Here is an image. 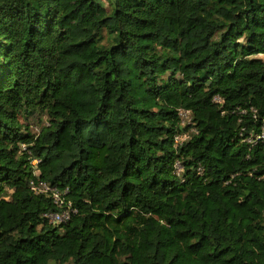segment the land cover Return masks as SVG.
Here are the masks:
<instances>
[{
  "label": "trees",
  "instance_id": "1",
  "mask_svg": "<svg viewBox=\"0 0 264 264\" xmlns=\"http://www.w3.org/2000/svg\"><path fill=\"white\" fill-rule=\"evenodd\" d=\"M263 120L264 0H0V264H264Z\"/></svg>",
  "mask_w": 264,
  "mask_h": 264
},
{
  "label": "built area",
  "instance_id": "2",
  "mask_svg": "<svg viewBox=\"0 0 264 264\" xmlns=\"http://www.w3.org/2000/svg\"><path fill=\"white\" fill-rule=\"evenodd\" d=\"M216 103H221V99L216 97L214 99ZM178 116L181 122L182 128H188L192 125V113L186 109H179ZM196 133V131H195ZM190 138V133H180L174 138V143L177 147L183 146V144ZM250 144H264V120L262 121L261 130L248 140ZM38 160L33 161V165H37ZM181 164H177V169L180 171ZM31 190L37 195H45L52 199L54 205L58 208V211L48 212L44 214V218L52 225L60 226L62 224H68L72 221L73 217L78 214V209L73 205V202L67 199L69 190H60L57 187H53L45 181L36 180L30 183Z\"/></svg>",
  "mask_w": 264,
  "mask_h": 264
},
{
  "label": "rangeland",
  "instance_id": "3",
  "mask_svg": "<svg viewBox=\"0 0 264 264\" xmlns=\"http://www.w3.org/2000/svg\"><path fill=\"white\" fill-rule=\"evenodd\" d=\"M34 125H35V126H34ZM33 126H34L33 130H34L35 132H38L39 129H40V127H41V124H40V123H35V124H33Z\"/></svg>",
  "mask_w": 264,
  "mask_h": 264
}]
</instances>
